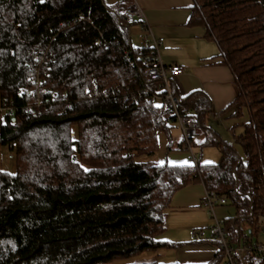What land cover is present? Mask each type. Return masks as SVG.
<instances>
[{
  "label": "trees",
  "instance_id": "obj_1",
  "mask_svg": "<svg viewBox=\"0 0 264 264\" xmlns=\"http://www.w3.org/2000/svg\"><path fill=\"white\" fill-rule=\"evenodd\" d=\"M117 2L0 0V107L14 110L0 116V148L16 153L15 171L0 170V264H115L172 247L160 240L166 210L195 183L234 207L232 243L246 234L252 245L264 232V0H194L191 23L207 26L241 89L235 104L250 116L227 144L208 126L209 97H180L172 83L203 139L193 149L220 153L204 165L195 153L198 170L140 161L159 152V133L172 151L175 118L151 101L164 93L145 74L154 49L132 45L141 26L121 15L132 2ZM208 264H225L224 252Z\"/></svg>",
  "mask_w": 264,
  "mask_h": 264
},
{
  "label": "crops",
  "instance_id": "obj_2",
  "mask_svg": "<svg viewBox=\"0 0 264 264\" xmlns=\"http://www.w3.org/2000/svg\"><path fill=\"white\" fill-rule=\"evenodd\" d=\"M130 1L143 10L153 36L163 39L159 47L163 64L177 65L185 69L183 75L172 81L177 94L180 97L199 91L206 94L211 102L208 126L221 141L237 144L238 138L244 131V125L250 120L249 111L235 104L241 89L232 69L224 63L219 46L210 37L207 26L191 23L194 0ZM139 30L140 28H135L132 32L140 34ZM177 131L179 135L177 132L173 138L170 152L167 150L168 137L164 133H159L160 164L168 163L172 166L190 164V156L182 150L181 138L178 137L179 128ZM172 136H174L173 129ZM176 249V264H208L219 251L214 240L195 241L184 247L178 246Z\"/></svg>",
  "mask_w": 264,
  "mask_h": 264
},
{
  "label": "rangeland",
  "instance_id": "obj_3",
  "mask_svg": "<svg viewBox=\"0 0 264 264\" xmlns=\"http://www.w3.org/2000/svg\"><path fill=\"white\" fill-rule=\"evenodd\" d=\"M105 3L114 7L115 0H104ZM131 42L134 47H143L149 43V39L139 33H132ZM36 91L41 92V89ZM88 94V93H87ZM89 97H91V94ZM37 105V104H36ZM38 106V105H37ZM36 107L33 106L34 111ZM4 121L0 117V124ZM174 130V136L177 134V123L172 124ZM73 132L77 133L76 127H73ZM179 135V132H178ZM177 135V136H178ZM180 137V136H178ZM197 143H200L203 139L196 137L194 139ZM237 146V145H236ZM242 153V150L238 148ZM197 156L202 155L201 164H217L219 162L220 153L215 147H195L193 149ZM159 154L157 152L154 155L144 156L140 158L142 162L159 163ZM16 153L9 148H0V170L2 172H14L16 168ZM205 189L199 183L191 184L178 191L171 202L170 207L166 210L165 217V231L160 235L162 241H167L172 247H162L157 251H147L136 257L131 258L125 262H117L115 264L122 263H140L156 261L159 264H176L177 263V249L176 247H184L188 244L195 242L192 238L193 231H203L202 241H213L214 236L212 232V226L214 219L204 205L203 200L205 197ZM215 214L219 221H225L226 219L235 218V209L232 205L227 204L224 206H218L215 208ZM253 242L264 244V232L261 231L258 235L253 237Z\"/></svg>",
  "mask_w": 264,
  "mask_h": 264
},
{
  "label": "built area",
  "instance_id": "obj_4",
  "mask_svg": "<svg viewBox=\"0 0 264 264\" xmlns=\"http://www.w3.org/2000/svg\"><path fill=\"white\" fill-rule=\"evenodd\" d=\"M121 15L128 24H140V35H144L149 39V43L146 46H150L154 49V56L146 57L144 59L145 74L151 82H162L164 93L161 96H151V101L155 104L159 103L165 110H172V116L175 118L174 123H177L180 130L181 145L189 154L191 164L198 170V158L193 151V141L198 136L197 128L190 117L180 114L179 105L181 104V100L175 96L172 88V81L183 75L185 69L177 65L166 66L163 64L159 55V47L163 43V39H157L153 36L150 27L147 24L143 10L139 5L132 3L127 9H124L121 12ZM42 93L46 94L47 91L44 90ZM38 96L39 95H37V97ZM33 110V107H29V112H32ZM13 111L14 110L11 107H0V116L4 113V115H8L12 118L14 117ZM205 192L206 194L203 203L214 219V224L212 226L214 241L217 243L219 249L225 254V264H242L241 259L247 254L264 257V244H259L257 242L252 243V245H247L246 240L248 239V236L246 234L242 237V239L245 240L242 244L237 245V243H232L231 237L228 235L225 226V221H219L215 214L216 207L228 204L227 199L220 198L214 193L206 190ZM258 228L260 230L264 229V218H260ZM203 235V231L192 232V238L194 241H202Z\"/></svg>",
  "mask_w": 264,
  "mask_h": 264
}]
</instances>
